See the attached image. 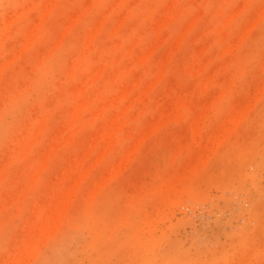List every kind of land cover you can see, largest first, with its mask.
Masks as SVG:
<instances>
[{
  "label": "rangeland",
  "instance_id": "374dc122",
  "mask_svg": "<svg viewBox=\"0 0 264 264\" xmlns=\"http://www.w3.org/2000/svg\"><path fill=\"white\" fill-rule=\"evenodd\" d=\"M262 30L261 0H0V264H264Z\"/></svg>",
  "mask_w": 264,
  "mask_h": 264
},
{
  "label": "snow or ice",
  "instance_id": "6c2138e0",
  "mask_svg": "<svg viewBox=\"0 0 264 264\" xmlns=\"http://www.w3.org/2000/svg\"><path fill=\"white\" fill-rule=\"evenodd\" d=\"M261 23H262V29H264V0H261ZM261 36H262V40H264V30H262ZM261 91L262 94H264V82H262ZM262 116H264V112H262ZM262 148H264V144H262Z\"/></svg>",
  "mask_w": 264,
  "mask_h": 264
},
{
  "label": "bare ground",
  "instance_id": "6f19581e",
  "mask_svg": "<svg viewBox=\"0 0 264 264\" xmlns=\"http://www.w3.org/2000/svg\"><path fill=\"white\" fill-rule=\"evenodd\" d=\"M238 114V113H237ZM237 117V116H236ZM235 118V117H234ZM235 120V119H234ZM234 123V122H233ZM234 124H236V123H234ZM233 125V124H232ZM200 126V125H199ZM228 126V125H227ZM234 126V125H233ZM158 127H160V125L158 126ZM158 127H155V128H158ZM231 127V126H230ZM195 128V127H194ZM199 127H197V129H198ZM201 128V127H200ZM229 129V128H228ZM232 129V128H231ZM234 130V129H233ZM229 132V131H228ZM220 136V135H219ZM227 137V136H226ZM224 139H225V137H224ZM131 158V157H130ZM128 159H129V157H128ZM127 160V159H126ZM125 160V161H126ZM128 161V160H127ZM63 212V211H62ZM55 216V215H54ZM51 217V216H50ZM53 218V217H52ZM56 218V217H55ZM54 218V219H55ZM51 220H53V219H51ZM49 222V221H48ZM43 225V224H42ZM49 225V224H48ZM48 227V226H47ZM28 248H29V246H28ZM28 251H30V250H28ZM24 253V252H23ZM23 253H22V255H23ZM28 253H30V252H28ZM27 253V254H28ZM24 257H26V256H24ZM23 261V260H22ZM20 262V261H19Z\"/></svg>",
  "mask_w": 264,
  "mask_h": 264
}]
</instances>
